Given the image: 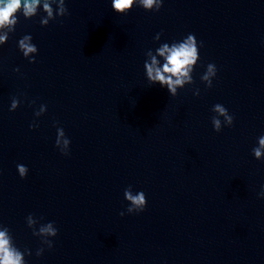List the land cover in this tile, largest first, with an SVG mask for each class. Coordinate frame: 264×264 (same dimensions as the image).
Segmentation results:
<instances>
[{
  "label": "water",
  "instance_id": "obj_1",
  "mask_svg": "<svg viewBox=\"0 0 264 264\" xmlns=\"http://www.w3.org/2000/svg\"><path fill=\"white\" fill-rule=\"evenodd\" d=\"M65 4L59 16V0H40L13 32L0 29V231L22 264H264V159L252 152L264 135V0H164L125 14L111 0ZM190 33L203 46L172 96L149 84L144 62L160 66L156 49ZM25 36L38 48L27 57ZM126 188L144 192L143 211L127 212ZM49 222L56 236L40 232Z\"/></svg>",
  "mask_w": 264,
  "mask_h": 264
},
{
  "label": "clouds",
  "instance_id": "obj_2",
  "mask_svg": "<svg viewBox=\"0 0 264 264\" xmlns=\"http://www.w3.org/2000/svg\"><path fill=\"white\" fill-rule=\"evenodd\" d=\"M55 2V0H53ZM40 3V0H0V29L7 27L9 32L15 30V25L18 22L17 13H22L25 19L32 17L36 12V7ZM164 3V0H111L112 9L121 14L127 13L133 8V6L143 7L148 11H159ZM155 4V8L153 5ZM44 10L48 12V15H52V10L49 4L46 2L44 5ZM68 14V9L65 4V0H59V16H65ZM43 24H47V20L42 21ZM160 33L154 37V39H160ZM7 40V32L5 35L0 36V45H3ZM30 40V36H25L23 39L19 40V48L23 50V55L28 56L29 53L38 52V48L35 44L26 42ZM203 46L202 41H197L194 34H188L185 38L180 41H173L171 43H162L156 49V52L159 56L164 58V62L158 65V61L155 56H152L151 62L148 59L144 62V68L146 73V78L149 84H159L161 87H165L172 96L177 95L176 85H183L185 79L189 82H192L193 77L189 76V71L194 70V66L199 60V47ZM35 56L29 58V62H34ZM208 72L202 77L203 80H206V87H212V79L209 78L215 77L217 68L215 64H207ZM19 71V69H16ZM195 95H199V90H196ZM34 103V102H33ZM20 104V100L13 98L10 111L15 110ZM47 110V106L42 104L40 105V111L35 112V115L38 117ZM212 111L218 113V116H223L225 119L224 126H231L234 121V116L229 114L228 109L222 104H215L212 107ZM218 116H212V125L213 129L216 132L222 130L221 121ZM30 128H36L38 125L36 123L30 124ZM61 143L64 147H60ZM259 147H254L252 152L256 159L261 158L262 150H264V135L258 137ZM69 145L70 140L65 136L63 128H57V136L55 141V146L60 149V151L67 155L69 154ZM17 170L21 178L26 177L29 169L24 164H18ZM132 187L129 185L128 188ZM128 188L125 189L124 195L125 199L131 201L132 205L135 206V209L132 207L127 208L128 213L132 212H141L144 210L147 204V199L143 191L138 192L136 196H132L128 191ZM261 196H264V188L260 192ZM124 215L123 212L120 213ZM52 223L49 222L46 227H41L40 232L48 233L50 235L56 236L58 229L52 227ZM8 229L5 228L4 231H0V264H22L21 253L10 246L9 238L7 236ZM35 234V233H34ZM53 242H49V247L52 248Z\"/></svg>",
  "mask_w": 264,
  "mask_h": 264
}]
</instances>
